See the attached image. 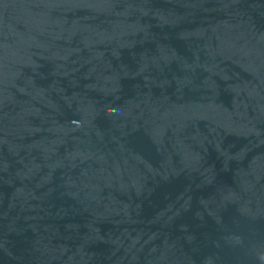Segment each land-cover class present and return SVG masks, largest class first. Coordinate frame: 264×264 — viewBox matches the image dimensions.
I'll use <instances>...</instances> for the list:
<instances>
[{
    "label": "water",
    "instance_id": "water-1",
    "mask_svg": "<svg viewBox=\"0 0 264 264\" xmlns=\"http://www.w3.org/2000/svg\"><path fill=\"white\" fill-rule=\"evenodd\" d=\"M264 0H0V264H264Z\"/></svg>",
    "mask_w": 264,
    "mask_h": 264
},
{
    "label": "clouds",
    "instance_id": "clouds-1",
    "mask_svg": "<svg viewBox=\"0 0 264 264\" xmlns=\"http://www.w3.org/2000/svg\"><path fill=\"white\" fill-rule=\"evenodd\" d=\"M260 259H261V260H264V256H261Z\"/></svg>",
    "mask_w": 264,
    "mask_h": 264
}]
</instances>
